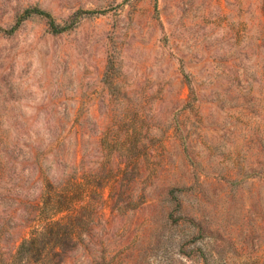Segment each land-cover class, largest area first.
Returning <instances> with one entry per match:
<instances>
[{
	"label": "rangeland",
	"instance_id": "rangeland-1",
	"mask_svg": "<svg viewBox=\"0 0 264 264\" xmlns=\"http://www.w3.org/2000/svg\"><path fill=\"white\" fill-rule=\"evenodd\" d=\"M34 7L64 28L9 32ZM0 27L3 264L52 186L90 223L41 263L264 264V0H0Z\"/></svg>",
	"mask_w": 264,
	"mask_h": 264
},
{
	"label": "trees",
	"instance_id": "trees-1",
	"mask_svg": "<svg viewBox=\"0 0 264 264\" xmlns=\"http://www.w3.org/2000/svg\"><path fill=\"white\" fill-rule=\"evenodd\" d=\"M32 14L45 16L53 31L57 32L64 28L60 27L50 13L34 7L26 9L18 18L16 24L9 29V32L16 30L22 21ZM2 28L0 27V29ZM122 171L124 174H127L129 170L124 168ZM70 198L69 194L53 186L43 192L40 201L35 205L38 211L36 218L37 226L32 229L31 236L23 239L14 253L11 254L13 264H44L41 263V259L44 257V252L49 244L61 248V250L54 251V254L57 256L78 245L76 225L78 222L81 224L90 223V218L88 217L85 220L80 218L73 211L74 206L71 204ZM104 253L106 252H103L95 260L94 264H125L120 261L119 252L111 256H107ZM1 257L2 254L0 253V264H3Z\"/></svg>",
	"mask_w": 264,
	"mask_h": 264
}]
</instances>
